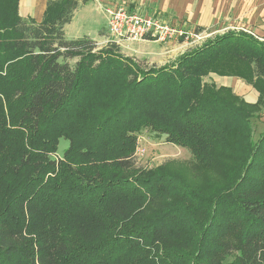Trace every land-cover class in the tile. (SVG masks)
Instances as JSON below:
<instances>
[{
	"label": "trees",
	"instance_id": "16d2710c",
	"mask_svg": "<svg viewBox=\"0 0 264 264\" xmlns=\"http://www.w3.org/2000/svg\"><path fill=\"white\" fill-rule=\"evenodd\" d=\"M19 1L0 0V264H264V44L228 33L145 70L116 43L67 39L89 0H51L42 22ZM217 70L257 104L205 85ZM223 128L238 148L216 192L135 166L144 130L206 164Z\"/></svg>",
	"mask_w": 264,
	"mask_h": 264
},
{
	"label": "crops",
	"instance_id": "0c3cea01",
	"mask_svg": "<svg viewBox=\"0 0 264 264\" xmlns=\"http://www.w3.org/2000/svg\"><path fill=\"white\" fill-rule=\"evenodd\" d=\"M49 1L20 0L21 17L42 22ZM111 6H125L130 12L162 16L169 23L188 30L192 27L196 31L210 28L219 37L228 33H246L243 30H248L254 35L246 34L253 35L255 39H264V0H89L81 5L72 22L65 27L67 39L89 37L99 45L109 41L108 20L104 11ZM122 44L121 47L128 49L140 43ZM141 44L151 49L152 54L148 59L155 57L154 54H160L159 43L148 41ZM209 77L218 88H229L248 103L258 102L259 93L244 80L215 74ZM259 124L264 127V112Z\"/></svg>",
	"mask_w": 264,
	"mask_h": 264
},
{
	"label": "rangeland",
	"instance_id": "374dc122",
	"mask_svg": "<svg viewBox=\"0 0 264 264\" xmlns=\"http://www.w3.org/2000/svg\"><path fill=\"white\" fill-rule=\"evenodd\" d=\"M116 6H111L109 8H115ZM130 11V10H129ZM134 14H139L137 12H132ZM105 14V11H104ZM106 15V14H105ZM140 16H147L144 14H139ZM107 17V15H106ZM162 19H166L162 16H159ZM173 25V24H172ZM175 26V25H173ZM177 27V26H175ZM183 30L188 31L191 33V37L189 39L183 38L179 40H168V41H155L156 43L160 44L159 52L160 54H154L155 57H151L150 48L149 46H143L141 42H148L153 40H144V39H123L116 41V44L120 46L124 42H137L140 43L139 45L133 44L129 46V48L121 47V53L126 57L134 62L138 63L143 69L149 70L152 67L162 68L168 65L175 63L181 56L191 53L197 48L204 47L208 41H211L219 36L212 33L211 29L208 28L205 31H202L200 34L197 33L195 27L189 28L191 30L186 29L185 27H178ZM246 31V33L253 34L251 31ZM71 33V32H70ZM243 33V32H241ZM244 33V34H246ZM252 38L253 35H249ZM259 38V37H258ZM80 39V38H76ZM255 39V38H254ZM71 40V38H69ZM73 40V39H72ZM260 43L264 44V39H256ZM108 42V41H107ZM107 42L98 44L99 50L106 46ZM110 42V40H109ZM159 46V45H157ZM162 47L165 49H162ZM153 49V47H152ZM157 49V50H158ZM155 58V59H154ZM220 71V70H219ZM218 75L223 77H234L228 75H221L220 72L211 73L212 75ZM208 76V77H209ZM206 77L203 81L205 85L213 84V81L210 80V77ZM239 78V77H238ZM242 79V78H240ZM244 80V79H242ZM247 84L252 85L251 83L244 80ZM203 84V85H204ZM253 88L258 92V90L253 86ZM233 95L240 98V101L246 105H256L257 103L251 104L248 103L244 98L236 95L234 91H231ZM259 97H260V92ZM260 99V98H259ZM258 99V100H259ZM264 112V107L261 112L257 113L254 111V114H258L259 117L254 118L251 121L252 129H253V136L254 139H258L261 132L264 130V127L259 124L262 114ZM229 132L226 129H220V134L215 136L214 141L211 145V158L205 159L206 164L203 163L202 160L198 161L196 156H193L191 151L188 148L176 146L166 142L165 136H158L155 132H151L150 130H144L143 132L138 134V148L135 155V166L137 169H153L159 166H167L169 171H172L176 176L183 179L184 182L188 183L192 187H196L200 189L199 191L203 194L216 192L218 188L222 185L227 184L231 172L234 168V158L233 152L238 148V145L235 143L234 138L235 136L232 133L227 134L226 138H221L222 132ZM217 141V142H216ZM234 141V143H233ZM233 144H236L235 147ZM69 142L66 140H61L60 146L58 149L57 156L59 158L63 157L65 150L68 148Z\"/></svg>",
	"mask_w": 264,
	"mask_h": 264
},
{
	"label": "built area",
	"instance_id": "2783aa9c",
	"mask_svg": "<svg viewBox=\"0 0 264 264\" xmlns=\"http://www.w3.org/2000/svg\"><path fill=\"white\" fill-rule=\"evenodd\" d=\"M105 14L108 20L110 42L113 43L130 38L165 42L189 39L192 35L186 30L173 26L158 15L140 16L130 12L125 6L107 8Z\"/></svg>",
	"mask_w": 264,
	"mask_h": 264
}]
</instances>
